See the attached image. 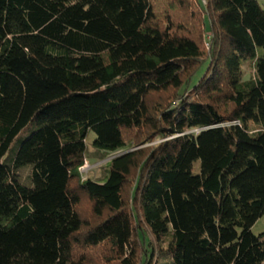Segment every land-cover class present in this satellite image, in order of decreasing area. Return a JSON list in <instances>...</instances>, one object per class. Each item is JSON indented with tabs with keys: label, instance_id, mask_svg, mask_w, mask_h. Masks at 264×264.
Wrapping results in <instances>:
<instances>
[{
	"label": "trees",
	"instance_id": "1",
	"mask_svg": "<svg viewBox=\"0 0 264 264\" xmlns=\"http://www.w3.org/2000/svg\"><path fill=\"white\" fill-rule=\"evenodd\" d=\"M204 1L0 0V264H264V11Z\"/></svg>",
	"mask_w": 264,
	"mask_h": 264
},
{
	"label": "rangeland",
	"instance_id": "2",
	"mask_svg": "<svg viewBox=\"0 0 264 264\" xmlns=\"http://www.w3.org/2000/svg\"><path fill=\"white\" fill-rule=\"evenodd\" d=\"M202 0V4H205V1ZM260 7L262 8V10L264 11V0H255ZM201 76V75H200ZM199 76V77H200ZM253 76V71H252V67L250 65V62H244L242 67H241V77L240 80L242 82L252 78ZM196 79V81L198 80V78ZM254 127L251 126V129H253ZM34 129L33 126H30L19 138V140H22L24 138H26L31 131ZM197 132V131H195ZM194 133V132H192ZM95 139V136L92 132H90L87 136L86 139V147H87V153H86V163L85 165L80 169L81 174L83 175L84 179H88V180H92L94 182H103L105 177H106V173H107V169H108V164L110 163V161L116 156V155H108L105 156L102 153H97L96 151L93 150L92 147V143ZM170 137H167L166 140H170ZM163 140V141H166ZM161 140L155 141L152 144H148L145 146H142L141 148H147L150 147L151 145H158L159 143H161ZM17 146V142L13 145V149L11 150V152L7 155L6 158L10 157L12 152L14 151V149ZM135 149H139V148H135ZM135 149H131V151H134ZM194 169V173H198L199 170V162H196L193 166ZM29 175H30V169L26 168L24 170L21 171L20 173V179L22 180L23 183L27 184L28 180H29ZM251 232L255 235L258 236L261 233L264 232V218L259 219L254 226L251 229ZM100 260V259H99ZM97 260L95 261L93 264H105V262H103V260L101 259L100 261ZM113 264V263H112Z\"/></svg>",
	"mask_w": 264,
	"mask_h": 264
},
{
	"label": "built area",
	"instance_id": "3",
	"mask_svg": "<svg viewBox=\"0 0 264 264\" xmlns=\"http://www.w3.org/2000/svg\"><path fill=\"white\" fill-rule=\"evenodd\" d=\"M204 2V1H203Z\"/></svg>",
	"mask_w": 264,
	"mask_h": 264
}]
</instances>
